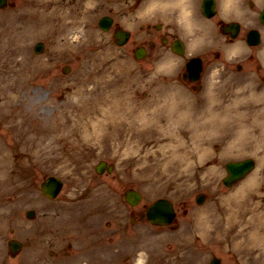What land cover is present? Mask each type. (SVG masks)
Wrapping results in <instances>:
<instances>
[{
	"label": "rangeland",
	"instance_id": "rangeland-1",
	"mask_svg": "<svg viewBox=\"0 0 264 264\" xmlns=\"http://www.w3.org/2000/svg\"><path fill=\"white\" fill-rule=\"evenodd\" d=\"M28 1L10 0L8 7L0 9V32L2 27L9 29L7 34L0 33V241L10 236L11 228L12 236L24 243L20 254L5 263L48 264L38 257L47 258L50 239L57 235L59 244L64 236L72 244V257L64 264H208L212 256L219 257L221 264H264L259 239L255 242L245 236L251 223L244 230L248 220L264 214V170H259V157L235 144L249 125L264 128V30L262 44L253 49L251 60L241 61V71H224L222 57L213 58L216 69L203 77L206 92L195 94L186 91L174 74L156 71L154 55L137 60L131 43L117 46L110 31L97 27L98 17L112 12L133 30L131 12L124 10L134 0H82L78 15L72 18L71 11L64 21L59 17L61 6L55 4L48 20L35 22L39 33L35 37L34 25L18 21L21 8L28 11ZM245 4L240 6L256 16L264 0H253L251 7L247 0ZM171 8L159 7L167 15ZM173 9L183 14L178 5ZM26 17L22 16L23 21ZM20 34L27 43L23 44V38L18 46L12 37ZM36 40L45 43L39 54L33 51ZM13 48L20 53L15 56ZM65 65L70 66L66 73L62 71ZM172 65L164 69L171 71ZM152 83L160 84L154 96L149 90ZM236 96L250 107L241 108L245 122L238 121L239 126L228 135L227 149V141L216 138L210 140L208 149L195 153L190 151L189 140L175 152L178 155H171L172 148H162L169 139L172 144L178 141L169 138L177 134L171 128L175 123L169 126L168 121L199 115L209 104L232 107ZM114 103L126 112L133 110V104L136 109L150 106L151 123L160 116L164 120L161 131L170 136L151 126L142 129L139 123L138 131L126 135L124 125H115L117 119L104 116ZM179 104L182 108L172 111ZM97 120L110 128L98 132ZM144 121L147 124V117ZM122 139H127L125 144L118 145ZM185 153L190 156L187 162L178 157ZM247 156L255 158L258 167L232 187L224 186V163ZM101 159L114 163L111 173L95 172L94 165ZM257 171H261L259 180L243 189V183ZM52 173L64 179L55 200L39 190L41 179ZM8 174L13 180H7ZM129 187L142 193L141 202L161 196L173 200L177 226L132 223L130 211L136 207H128L123 199ZM198 193L205 194L201 204L195 201ZM243 205L249 207L245 217ZM29 208L36 210L33 219L26 216Z\"/></svg>",
	"mask_w": 264,
	"mask_h": 264
},
{
	"label": "bare ground",
	"instance_id": "bare-ground-1",
	"mask_svg": "<svg viewBox=\"0 0 264 264\" xmlns=\"http://www.w3.org/2000/svg\"><path fill=\"white\" fill-rule=\"evenodd\" d=\"M229 3L233 4V0H228ZM31 2V6L33 7L34 11L36 13L39 12H47V5L48 3L51 5L53 3V0H30ZM178 6H180L183 9V13H186V4H187V0H176L175 2ZM30 6V5H29ZM53 11H55L54 9H52ZM48 12H52L51 9L50 11L48 10ZM60 17V15H59ZM61 17H64V15H61ZM191 25H194L193 23H191ZM18 26L15 24L14 28H17ZM9 29H2V31L0 32L1 34H7L6 32ZM32 32L36 31L35 30V25L34 28L31 29ZM18 37H16V35L14 37H12L15 40V43L20 46L21 43L25 40L24 35H17ZM24 38V40H23ZM15 56L20 53L18 48H13ZM18 50V51H16ZM15 58V57H13ZM21 62V60H20ZM21 73L22 75H24V69L21 68ZM183 104H179L178 107L173 106V110L177 112V110H180L179 108H182ZM210 106L207 107V110L209 109ZM243 106L240 105V101L235 104L232 107H229V109L226 111L228 113V115H230V113L233 114V120L227 121L225 122V120L222 118V112H224L223 110H217V108L215 106H212L211 110L208 112L207 115V119L206 121H209L208 123L205 124V122H200L197 121L196 123L193 121L191 122V124L189 126H184L183 128H185V130L183 131V128L178 127L175 131L178 133V135L176 136H170L169 138H176L178 141L174 142L173 144L171 143V141H167V143H165L164 145H162V148H167V149H171L172 148V153L171 155H178L177 151H179L180 147H184L187 143V140L190 141V151L192 153H195V150L198 151H204L206 149H208L207 147L209 146V142L211 139H222V140H226V145L225 148L227 149L229 147V141L227 140L229 131L232 129H235L237 126H239L238 121H243L245 122L246 119V115L244 114V112L241 110ZM109 114L104 113V116L107 118L108 116L111 117L112 119H117L115 125H124L123 130L126 131L125 134L127 135V132L132 133L133 131H138V129L136 128V124L139 123L141 124V126H149L144 124V119L146 118L145 116L147 115V111L146 109L141 108V111L139 112L138 109L134 111V109H136L135 105H133V110L130 109L128 112H126L125 110H123L120 106H118L117 104H112ZM206 110V111H207ZM170 111V110H169ZM205 111V112H206ZM132 113L133 117H129L126 118V116L128 114ZM187 113V112H186ZM204 113V112H203ZM207 113V112H206ZM205 113V114H206ZM189 115H192V113H188ZM142 116V117H141ZM143 119V120H142ZM244 119V120H243ZM102 120H97V122H99L97 124V128L98 132L103 130V128H110V126H108L106 123H101ZM103 125V126H102ZM102 126V127H101ZM250 129L248 130V132H245L244 136H240L237 138V141L235 144H237V146L240 148L242 147L243 149H247V151H252L253 153H256L257 155H259L260 158V168L261 171L264 170V128L260 127L259 131L256 135H254L255 131H257L256 126L249 125ZM113 127V126H112ZM205 127L207 128V130H209L208 132H211V135H208L204 132ZM116 129H121L120 127H115ZM149 129V128H147ZM175 129V128H174ZM187 130L188 135H184V132ZM250 133V134H249ZM181 138H186L184 140H181ZM127 139H122L121 141H119L118 145H123L125 144V141ZM129 140V139H128ZM164 146V147H163ZM118 146H116L117 148ZM179 159L181 161L187 162L190 159V156L188 154H183L178 156ZM178 157L176 159H178ZM54 159L57 160V156H54ZM201 159V157L199 158ZM261 171L256 172L253 175V178L250 177L245 183H243V189H250L251 186L253 185V183H255L254 180L260 178L261 175ZM253 179V180H252ZM7 180H13V176L11 174L7 175ZM245 202H247V199L245 200ZM249 210V207L243 205L242 209H241V215L242 217H245L243 215L244 212H247ZM246 219V218H245ZM244 219V221H245ZM243 221V222H244ZM248 223H251V226L249 227V233H246L245 236L249 237L251 236L253 238V240H258L259 239V243H260V248L261 251L264 253V214L263 215H255L253 217V219L251 221H247L244 224V230L246 231V226ZM261 239V240H260Z\"/></svg>",
	"mask_w": 264,
	"mask_h": 264
},
{
	"label": "flooded vegetation",
	"instance_id": "flooded-vegetation-1",
	"mask_svg": "<svg viewBox=\"0 0 264 264\" xmlns=\"http://www.w3.org/2000/svg\"><path fill=\"white\" fill-rule=\"evenodd\" d=\"M135 5H140V3H135ZM134 6L133 7H137ZM217 9H221V3L220 1L216 5ZM236 6V4H235ZM234 7H231V10H233ZM223 12V10H222ZM234 15H240L241 12L238 9V7L233 10ZM214 18V21L210 22L208 25V30L211 32V35L216 33V36L218 34L217 30L219 28V24L223 22L221 17H219L217 10L215 11V15L212 17ZM245 26L244 24H241L239 27L238 34L241 36L245 37ZM178 32L169 22L162 23L160 21L154 22V24H147L146 27L144 28V37L143 40L141 41L142 45H145L148 48V51L153 50L156 55H161L164 53L166 50L171 49L172 42L177 39L178 37ZM228 40V39H227ZM208 55V52L204 53V56L201 55L202 62L205 60L206 56ZM190 87L194 88L197 84L189 83ZM141 210L139 213L143 212ZM55 213V212H53ZM37 223V222H36ZM36 234V231L34 230V233ZM12 239V238H11ZM67 237H61L62 244H59V236H53L50 239V245L52 246L51 249L48 251V257L47 258H42V255H40L38 258L40 260L45 261L46 263H51V264H58L59 260L61 261V264H64L66 258L72 257V246L69 241H66ZM4 242H0V264H6V257H13L15 258L18 254H20L21 250H19L15 255H12V250L8 247L7 242L9 241V237L6 239H3ZM6 241V243H5ZM57 241V245L55 243ZM5 247H6V252H5ZM3 253V254H2ZM2 257V258H1ZM50 257V258H49Z\"/></svg>",
	"mask_w": 264,
	"mask_h": 264
},
{
	"label": "water",
	"instance_id": "water-1",
	"mask_svg": "<svg viewBox=\"0 0 264 264\" xmlns=\"http://www.w3.org/2000/svg\"><path fill=\"white\" fill-rule=\"evenodd\" d=\"M5 4V0H0V6ZM261 20L264 22V9L261 13ZM39 49V48H38ZM106 162L101 161L97 166L96 170L98 172H102L104 170ZM253 167V161L251 159H245L241 161H229L226 163V169H227V176L223 178V182L225 185L230 186L233 182H235L237 179L244 176L251 168ZM112 170V164H110L107 167V171ZM55 180V178L50 177L48 180H50V184H48V188L45 189L43 185V190L49 195H52L54 193L47 191L52 190L53 188L51 185H53V182L51 180ZM126 199L132 203L135 204L139 199L140 195L134 190L127 191L125 194ZM203 200V195H199L197 197V201L201 202ZM150 211V219L153 223H160V224H167L171 222L173 219L175 212L173 210L172 202L165 198L157 199L149 208ZM212 264H220L219 260L217 258L213 259Z\"/></svg>",
	"mask_w": 264,
	"mask_h": 264
}]
</instances>
